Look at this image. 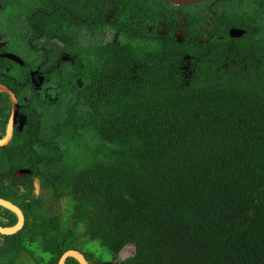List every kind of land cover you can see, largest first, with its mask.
I'll list each match as a JSON object with an SVG mask.
<instances>
[{"label":"trees","instance_id":"16d2710c","mask_svg":"<svg viewBox=\"0 0 264 264\" xmlns=\"http://www.w3.org/2000/svg\"><path fill=\"white\" fill-rule=\"evenodd\" d=\"M208 1L183 4L199 6L188 16L166 10L172 33L141 37L129 20L144 16V0H5L24 52L11 51L27 65L17 81L41 65L57 86L30 98L36 114L25 111L23 131L0 148V199L26 216L20 232L0 236L9 264L24 240L47 255L25 249L33 264H59L70 250L90 264H264V27L226 34L220 3V32L206 40ZM45 36L63 48L38 47ZM23 169L32 175L16 177ZM0 211L1 226L18 223ZM128 246L134 254L121 259Z\"/></svg>","mask_w":264,"mask_h":264},{"label":"flooded vegetation","instance_id":"af4514ba","mask_svg":"<svg viewBox=\"0 0 264 264\" xmlns=\"http://www.w3.org/2000/svg\"><path fill=\"white\" fill-rule=\"evenodd\" d=\"M145 4V10L144 16H137L135 20L132 18L129 20L130 25H136L135 33L137 36L146 37L149 33L164 36L165 33H172L171 26L172 24L166 21V17L164 15V12L166 10L174 13H187L186 16H188V13L191 11L193 13L197 12V8L199 6H182V5H176L167 3L166 5L164 1H158V0H144ZM205 3V2H204ZM220 3H223V7L225 9V33L228 35H231L233 31H241L243 32L241 37H244L249 32H256L257 30L261 31L264 27V0H209L204 5H207L209 10H211L210 13L207 15H204V18H202V24L200 25V33L203 35V38L208 40L209 35L212 33V36L214 32H220L216 26L217 21L216 20V11L221 8ZM152 6H158L161 8L160 11H158L157 14H155V19L151 18L149 15V7ZM202 5V4H201ZM7 5L5 3V0H0V20L3 17L6 19L11 18L12 16L4 15L3 13L6 12ZM116 10V9H115ZM115 10L110 11L107 15V19L112 18L113 16H116ZM227 12V13H226ZM142 17V18H141ZM158 18H161L160 20ZM84 22L85 24V18L80 17L78 22V29H79V35L77 37V40L81 43L83 40L87 39L86 29L85 26L81 27L79 26L80 22ZM188 23V19L186 17H182L179 22L175 23V25L179 28L178 30H175L177 32L176 34H180L182 31L183 26H185ZM24 24V23H23ZM262 25V27H260ZM76 32V31H74ZM73 32V33H74ZM116 36V34H115ZM98 36L94 38L96 40ZM105 38L107 39V42H110L111 40L114 41V35L113 34H105ZM39 43L37 44L38 47H41L42 49L50 50L51 48H48L49 45L52 43H58L60 44V49H62L61 41H51L48 40V38L45 36L42 39L39 38ZM42 41V42H41ZM49 42V45L47 43ZM78 45V44H77ZM12 46L10 44V41L6 38L4 34L0 32V87H6L9 89L11 93H13L18 102V113L15 115L14 118V130H13V136L10 140V143L12 142L14 135L16 131H23L25 128V119H26V113L25 111H30L34 114H36V108L37 106H34L33 108H30L27 106V103H30V98H33L35 101L37 99H43L47 98L51 95H54L57 91L55 87L54 82H52L51 76L47 74V71L41 70V65H36L35 70H31L29 73L28 79L25 82L17 81L16 76H14L17 73V70L19 71V67L21 66H27L26 61L23 60L21 56H19L17 53L11 51ZM57 49V47H56ZM53 49V50H56ZM36 50V49H35ZM57 51V50H56ZM67 55L68 59L64 60V56ZM67 60V61H66ZM62 61L69 62L74 64L76 61V56L72 52L63 53L62 55ZM51 72V70H49ZM19 85H22L20 87ZM20 87V89L18 87ZM38 92V94L36 93ZM42 95V96H41ZM37 104V102L35 103ZM38 105V104H37ZM14 101L12 100L11 94L8 92H0V124L4 125L7 121V134L9 131L10 123L13 120V116L15 114L14 110ZM6 136L3 138L5 139ZM0 139V140H3ZM9 143V144H10ZM23 170H29V174H22V175H32V171L30 169H23ZM16 175V174H15ZM1 176V175H0ZM39 180V179H37ZM2 187L0 186V189ZM36 194H40L36 192ZM5 200V199H4ZM10 202V201H9ZM12 203V202H11ZM17 206V205H16ZM18 207V206H17ZM20 208V207H19ZM22 211V209L20 208ZM23 212V211H22ZM25 217V223H26V216L23 212ZM3 213L0 211V223L3 220ZM24 223V226H25ZM1 228H8L3 227L0 225ZM0 236H5L0 234ZM83 254V253H82ZM85 257V255L83 254ZM87 260V258L85 257ZM69 260V259H68ZM66 261V264L68 262ZM88 264L89 261L87 260ZM79 263V262H78Z\"/></svg>","mask_w":264,"mask_h":264},{"label":"water","instance_id":"95a60500","mask_svg":"<svg viewBox=\"0 0 264 264\" xmlns=\"http://www.w3.org/2000/svg\"><path fill=\"white\" fill-rule=\"evenodd\" d=\"M163 1L171 2V3H174L176 5H183V4H194V3L203 2V1H207V0H163ZM242 34H243V32L235 30L232 32L231 36L232 37H241ZM0 92H8L11 94L12 100L14 101V108H15L14 109L15 114L13 116L12 122L10 123L8 135L6 136L5 139L0 140V148H4V147H7L9 145L10 140L13 136L14 118H15V115H17L19 108H18V102H17L16 96L13 93H11L9 91V89H7L6 87H0ZM29 173H30L29 170H19L15 176L19 177L22 174H29ZM35 187H36V192L39 193V191H40L39 180H36ZM0 206L9 209L10 211L15 213L19 217V221H18L17 225H15L14 227H11V228H1L0 227V234H2V235H14V234L18 233L19 231H21L24 227L25 217H24L23 212L20 210V208L17 207L15 204H13L9 201L3 200V199H0ZM70 258L75 259L77 262H79V264H88L87 260L83 256V254L79 251H76V250L67 251L63 255V257L60 259L59 264H66V261Z\"/></svg>","mask_w":264,"mask_h":264},{"label":"rangeland","instance_id":"374dc122","mask_svg":"<svg viewBox=\"0 0 264 264\" xmlns=\"http://www.w3.org/2000/svg\"><path fill=\"white\" fill-rule=\"evenodd\" d=\"M7 20L8 19H5L2 16V18L0 20V32L2 34H4L6 36V38L10 41V44H11L12 48L17 50L18 52H24L22 47H21V44H20L21 42L17 41V37H15L16 36L15 27H17V26H12L11 24H9L7 22ZM47 45H49V42L47 43ZM56 47H57V49H56ZM60 47H61L60 44L55 42V43H52L51 45H49L48 48L56 49L58 51ZM34 53L36 55H38V57L41 56V52L39 54L36 53V52H34ZM65 59H68L67 55L64 56V60ZM39 62H40V58H39ZM35 64H38V62L36 61ZM47 74L49 75V77L51 76V79H52V77L54 78V76H55L54 72L47 71ZM22 246L25 247V248H21L17 252L20 255L19 256L20 259L18 261H16L18 263H14V264H33L31 261H28V260L26 261L25 260V258L28 256L27 255L28 252L26 250H29L30 251L29 253L33 254L37 259H42L44 257H47V255H45V253L41 250L39 244L36 241H34L31 244H29V243L27 244V241L24 240ZM0 247H1L0 248V254L2 256V264H9V262L6 260V256H5L6 247L5 246H0ZM93 247H91V250L95 251V249ZM133 254H134V247L128 246L127 248H125L123 250V252L120 255V258L121 259H126L127 257H130Z\"/></svg>","mask_w":264,"mask_h":264},{"label":"clouds","instance_id":"9594fccd","mask_svg":"<svg viewBox=\"0 0 264 264\" xmlns=\"http://www.w3.org/2000/svg\"><path fill=\"white\" fill-rule=\"evenodd\" d=\"M4 200V199H3ZM7 201V200H6ZM17 225V224H16ZM14 227V226H13ZM8 228H11V227H8ZM24 228V227H23ZM20 232V231H19ZM17 234V233H16ZM15 235V234H14ZM5 236H12V235H5Z\"/></svg>","mask_w":264,"mask_h":264}]
</instances>
